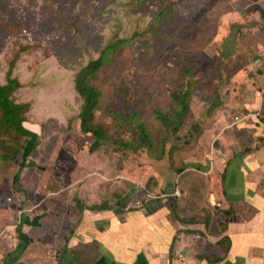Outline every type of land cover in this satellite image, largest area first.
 Wrapping results in <instances>:
<instances>
[{"label":"rangeland","instance_id":"374dc122","mask_svg":"<svg viewBox=\"0 0 264 264\" xmlns=\"http://www.w3.org/2000/svg\"><path fill=\"white\" fill-rule=\"evenodd\" d=\"M214 1L0 0V81L23 83L13 93L17 102L26 97L28 81H44L41 89L56 90L54 97L66 104L55 114L47 110L49 118L41 117L39 109V115L26 113L22 125L38 134L39 143L13 127H0V237L16 230L25 210L41 214L48 228L60 222L67 229L79 212L78 193H104L99 187L104 181L103 203L113 208H135L143 192L166 194L175 188L174 208L199 229L194 228L192 241L175 243L174 260L179 249L189 247L194 256L193 246L200 242L214 246L210 238L218 236L217 224L227 214L220 185L211 183L210 168L200 172L197 163L231 148L230 129L244 138L246 143L238 146L243 153L250 139L256 137L257 145L263 140L248 128L244 106L251 96L246 87L253 86L248 77L262 75L259 57L237 42L257 23L244 18L242 26L238 13V19L222 20L231 9L255 11L257 0ZM261 32L264 36V27ZM104 49L107 63L89 78L99 92L92 125L106 137L96 147L92 134L80 130L82 99L72 86L76 72ZM246 60L252 71L245 67L239 76L236 71ZM181 89H190L192 96L180 120L173 95ZM157 110L177 123H163ZM250 121L261 125L258 118ZM141 133L149 141L142 142ZM29 141L36 148L23 161Z\"/></svg>","mask_w":264,"mask_h":264},{"label":"crops","instance_id":"0c3cea01","mask_svg":"<svg viewBox=\"0 0 264 264\" xmlns=\"http://www.w3.org/2000/svg\"><path fill=\"white\" fill-rule=\"evenodd\" d=\"M253 4L255 11H246V5V12L231 9L224 17L220 15V19L223 17L226 22L240 16L242 26L244 18L257 23L237 42L244 46V51L253 49L259 57L256 60L262 75L248 77L253 86L246 87L251 96L244 106L248 128L263 140L257 145L256 137L250 139L243 153L238 146L246 143L244 138H238V129H230L231 148H220L221 153L213 151L208 159L197 163L200 172L205 173L210 168L211 183L220 185L222 204L228 207L229 213L220 225L218 236L210 238L215 246L209 247V242L204 241L193 246L194 256L189 255V247L183 251L188 264H264V36L261 32L264 25H258L264 22V0ZM244 13L248 15L244 17ZM251 40H254L253 47ZM243 64L236 71L239 76L245 73V67L252 71L247 60ZM254 118L261 120L259 127L250 121ZM226 141L224 138L223 142ZM104 183L99 185L104 193L88 195L81 190L79 199L87 206L103 203L107 200ZM168 189L171 191L166 192V196L141 208L124 210L122 206L113 208L107 203L108 210L79 211L75 222L71 225L68 222L67 231L60 222H53L48 228L38 212L32 216V211H22L14 226L17 232L11 229V234L0 237V264H180L173 257L175 243L195 236L194 230L199 228L183 220L177 207L174 208L177 205L175 188ZM35 215L39 217L34 218ZM221 241L224 243H219ZM21 242L24 243L22 250ZM39 245L43 249L41 253Z\"/></svg>","mask_w":264,"mask_h":264},{"label":"trees","instance_id":"16d2710c","mask_svg":"<svg viewBox=\"0 0 264 264\" xmlns=\"http://www.w3.org/2000/svg\"><path fill=\"white\" fill-rule=\"evenodd\" d=\"M214 2L216 3L217 0ZM106 52L107 49L102 50L96 59H90L85 66L79 69L76 72L77 74L74 76V83L72 86V89L82 99L80 110L78 112V118L80 120V130L82 133L92 134L94 140L96 141V147L101 142H103L106 137L103 135L100 128H96L92 125V123H94V111L96 110L99 102V92L96 91L94 85H91V79L89 78L93 76L96 72H98L99 69L107 63V59H109V57H106ZM16 62L14 63V66H16ZM37 73L40 74L41 70H38ZM41 82L43 83L44 81ZM41 82H38L36 84L32 80L28 81L27 83L29 84V86L25 89L27 90L26 97L23 98V101L17 102L13 98V93L19 87H22L23 83L17 78H9L7 82L0 81V127L9 130L11 129V127H13L18 134L22 136H28L30 139L36 138L38 143L40 141L38 134L32 132L31 130L27 129L24 125H22V123L26 121V113L33 112L35 113V115H39L38 111L36 110L39 109L41 111V117L45 118L47 116V110L51 111L52 114H55L58 109H62V106L66 105L65 103H63V99L57 96L54 97V95L57 94L56 90L47 89L46 86L41 89ZM189 96H192L190 89H181L179 92L174 93L173 98L175 102L181 107L179 112L175 111V116L178 117L180 116V114L184 115L186 114V112H188L190 106L186 103V98ZM66 99H69V97L66 96ZM156 112L158 114V117L163 121V123L167 125L171 123H177L176 119L169 118L158 110ZM182 117L183 116H180V120L182 119ZM47 118H49V116H47ZM140 139L142 140V142H147L149 141V135L147 133H141ZM35 148L36 146L33 145L32 141H29L26 147H24V153L22 156L23 161H25L27 155L32 154ZM3 158L5 160L11 159L7 155H4ZM152 192H154V194H151ZM160 192L161 191L158 189L151 191V193L143 192L142 195H139V199H137L136 202H141L142 206H144L146 203L162 198L164 194H160ZM74 202L75 205L77 204L76 207L78 211H83L87 209L96 212L108 210L109 208L107 203L87 206L81 200H78L76 198L74 199ZM226 207L227 206H224V212L227 214L229 213V209L227 207L226 210ZM217 225H222V222H218ZM219 243L224 242L221 241ZM21 247L22 250L24 248V243L22 242ZM209 247L213 246L209 244Z\"/></svg>","mask_w":264,"mask_h":264},{"label":"built area","instance_id":"2783aa9c","mask_svg":"<svg viewBox=\"0 0 264 264\" xmlns=\"http://www.w3.org/2000/svg\"><path fill=\"white\" fill-rule=\"evenodd\" d=\"M236 120H239V115H236ZM166 195H167V194H164L163 196H166ZM132 205H133V207H135V208H141V207H142L141 202H136V204H132ZM130 209H132V208H131V207L128 208L127 205H125L124 210H130ZM176 259H177V261H178L180 264H187L182 249H179V250L177 251V253H176Z\"/></svg>","mask_w":264,"mask_h":264},{"label":"water","instance_id":"95a60500","mask_svg":"<svg viewBox=\"0 0 264 264\" xmlns=\"http://www.w3.org/2000/svg\"><path fill=\"white\" fill-rule=\"evenodd\" d=\"M172 189H173V188H172ZM169 191H171V189H167V190H166V192H169ZM166 194H167V193H166ZM124 206H125V205H124ZM122 208H125V207H122Z\"/></svg>","mask_w":264,"mask_h":264},{"label":"flooded vegetation","instance_id":"af4514ba","mask_svg":"<svg viewBox=\"0 0 264 264\" xmlns=\"http://www.w3.org/2000/svg\"><path fill=\"white\" fill-rule=\"evenodd\" d=\"M170 188V187H169Z\"/></svg>","mask_w":264,"mask_h":264}]
</instances>
